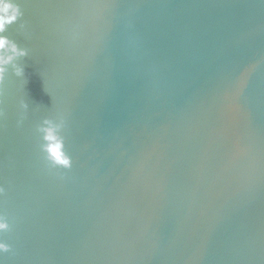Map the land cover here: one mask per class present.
I'll return each instance as SVG.
<instances>
[{
	"label": "water",
	"instance_id": "95a60500",
	"mask_svg": "<svg viewBox=\"0 0 264 264\" xmlns=\"http://www.w3.org/2000/svg\"><path fill=\"white\" fill-rule=\"evenodd\" d=\"M17 3L5 264H264V0ZM45 117L71 169L40 151Z\"/></svg>",
	"mask_w": 264,
	"mask_h": 264
},
{
	"label": "clouds",
	"instance_id": "9594fccd",
	"mask_svg": "<svg viewBox=\"0 0 264 264\" xmlns=\"http://www.w3.org/2000/svg\"><path fill=\"white\" fill-rule=\"evenodd\" d=\"M22 17V11L17 0H0V90L10 79L9 70L17 81L24 86L25 65L23 61L29 56V49L20 46L9 35V28ZM23 27V25H21ZM19 106L27 111L29 104L21 98ZM66 122L63 117H45L36 127L41 138L40 151L45 160L54 168L71 169L72 158L65 151V137L63 132ZM4 189L0 187V196ZM10 230L7 217L0 212V233ZM11 251V246L0 239V264H5L4 254Z\"/></svg>",
	"mask_w": 264,
	"mask_h": 264
}]
</instances>
